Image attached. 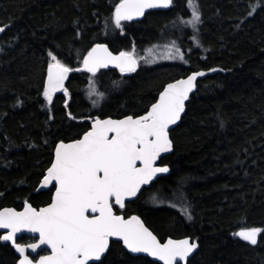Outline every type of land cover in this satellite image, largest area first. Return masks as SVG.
Wrapping results in <instances>:
<instances>
[{"label":"trees","instance_id":"obj_1","mask_svg":"<svg viewBox=\"0 0 264 264\" xmlns=\"http://www.w3.org/2000/svg\"><path fill=\"white\" fill-rule=\"evenodd\" d=\"M118 2L0 0V209L19 210L26 200L36 208L50 202L52 189L35 190L55 145L80 138L90 128L87 117L143 115L167 83L216 69L198 81L179 125L170 132L174 150L160 161L170 174L125 209L114 210L139 215L161 241H197L191 264H264V232L256 245L233 235L242 228L264 229V0H198L201 42L186 56V64L140 67L131 74L101 71L96 77L73 72L66 82L70 96H54L48 105L42 92L49 51L75 69L95 43L108 45L115 54L135 47L138 54L180 34L179 29L172 32V25L186 29L178 21L188 18L186 0H174L166 11L125 23L123 32L106 28ZM258 3L255 15L236 28L238 18ZM184 33L178 39H185L184 46L190 48ZM90 85L103 97L89 98ZM97 99L99 104L93 106ZM69 112L76 119H69ZM157 190L163 200L154 203ZM179 195L191 204V220L181 214ZM0 264H17L9 245L0 243ZM104 264L158 263L131 256L113 242Z\"/></svg>","mask_w":264,"mask_h":264},{"label":"snow or ice","instance_id":"obj_2","mask_svg":"<svg viewBox=\"0 0 264 264\" xmlns=\"http://www.w3.org/2000/svg\"><path fill=\"white\" fill-rule=\"evenodd\" d=\"M173 3L174 0H119L112 12L111 24L106 22V28L114 26L123 32L125 22L144 17L150 9H168ZM186 7L190 19L178 17V21L193 29L191 39L199 46L201 41L196 34L197 26L202 23L199 2L186 0ZM260 7L259 3L251 5L246 16L238 18L236 28L253 17ZM3 31L0 28V32ZM146 51L152 52L151 49ZM48 56L42 92L48 105L53 103L58 92L70 96L65 86L70 73L87 72L96 77L101 69L112 65L121 74H131L137 72L141 60L148 64L155 62L154 58L139 57L135 47L114 55L103 43L92 45L83 55L81 67L75 69L58 59L52 51ZM161 58L185 59L175 42L165 46ZM204 75L202 71L193 72L186 78L167 83L143 115H127L122 119L87 117L91 126L80 138L67 143L61 140L55 145L54 159L41 181L42 188L51 186L55 189L51 202L37 209L26 200L23 211L0 210V229L8 230L0 235V240L13 243L20 256L18 264H104L113 238L130 254H146L162 264H191L190 258L199 248L197 241L169 238L162 242L139 215L126 218L116 214L114 207L125 209L128 203L138 198L143 186L165 178L163 174H170L167 164L157 166V162L163 154L174 150L170 137L172 126L181 121L190 93L197 87V78ZM113 84L118 86L119 82ZM93 94L103 97V93L90 89L89 97ZM98 104L99 99L93 101V106ZM65 107H69L67 100ZM68 117L76 119L71 112ZM152 200L154 203L163 200L160 190L152 194ZM177 203L181 214L191 220V204L186 197L179 195ZM171 206L176 207V203ZM23 231L38 233V242L27 246L16 243L17 234ZM262 232L264 229L251 227L242 228L233 235L256 245ZM42 245L51 250L50 254L40 255L35 261L26 255V248L37 252Z\"/></svg>","mask_w":264,"mask_h":264},{"label":"water","instance_id":"obj_3","mask_svg":"<svg viewBox=\"0 0 264 264\" xmlns=\"http://www.w3.org/2000/svg\"><path fill=\"white\" fill-rule=\"evenodd\" d=\"M167 9H150V10H147L146 11V13L145 14H147V13H149V12H154V11H166ZM143 19V17H139V18H137L136 20H133V21H129V22H125V23H132V22H139V21H141ZM87 54V53H86ZM114 55H118L119 53H117V54H115V53H113ZM108 70H116V71H118V72H120L119 71V69H117V68H115L114 66H112V65H110L109 66V68H107V69H101L100 70V72L101 71H108ZM197 72H201V71H197ZM202 72H204L205 73V75L204 76H201V77H198L197 78V83H198V81L199 80H201V79H204L206 76H209V75H212L213 73H215V71H212V70H210V71H202ZM84 73H86V74H88V75H91V74H89V73H87V72H84ZM193 73V72H192ZM192 73H190V74H192ZM46 74H47V72H46ZM190 74H188V75H190ZM70 75V74H69ZM187 75V76H188ZM187 76H185V77H181V78H178V79H182V78H186ZM46 78V77H45ZM178 79H176V80H178ZM175 81V80H174ZM66 82H67V80L65 81V86H66ZM171 82H173V81H171ZM170 83V82H169ZM163 90V89H162ZM161 90V91H162ZM197 90V87L194 89V91L192 92V93H190V97L195 93V91ZM59 94H63V92H58V93H56L54 96H57V95H59ZM64 95V94H63ZM159 95V94H158ZM158 98V97H157ZM188 102V101H187ZM186 102V103H187ZM182 116H183V114H182ZM103 119H105V118H103ZM114 119V118H113ZM120 119H122V118H120ZM179 123H180V121L178 122V124L177 125H175V126H172V130L174 129V128H176L178 125H179ZM91 126V125H90ZM67 143V142H66ZM55 149V148H54ZM172 153V152H171ZM171 153H166V154H163V157H162V159L165 157V156H167V155H169V154H171ZM53 159H54V150H53ZM52 159V160H53ZM161 159V160H162ZM161 160H159L158 162H157V166H162V165H160V161ZM50 166H51V164H50ZM49 166V167H50ZM45 174H46V171H45ZM44 174V175H45ZM164 176H166V175H168V174H163ZM43 179V178H42ZM42 179L40 180V182H39V184H38V186H37V188H36V190H35V192L36 193H39V192H44V191H48V190H50V189H52V193L55 191V189L53 188V187H51V186H49L48 188H42L41 187V181H42ZM157 181V180H156ZM155 181V182H156ZM154 182V183H155ZM153 184V183H152ZM151 184V185H152ZM151 185H148V186H143L142 187V191H141V193L144 191V190H146V189H148ZM39 189V191H37ZM140 193V194H141ZM140 194H138V197L140 196ZM52 195V194H51ZM137 199V198H136ZM136 199H134V200H136ZM133 200V201H134ZM50 202H51V199H50ZM49 202V203H50ZM48 203V204H49ZM45 206H47V205H45ZM45 206H41V207H45ZM34 207V206H33ZM41 207H38L37 209H39V208H41ZM117 207H119V206H117ZM5 208H12V207H3V208H1L0 210H3V209H5ZM23 208H24V205H23V207L21 208V209H19V210H16V211H23ZM36 208V207H35ZM12 209H14V208H12ZM146 225V224H145ZM7 231L8 230H6V229H0V235H4V234H6L7 233ZM21 237H26V238H31V239H33V242L32 243H37L38 242V240H39V234L38 233H29V232H26V231H23V232H21V233H18L17 234V236H16V243H19L18 242V239L19 238H21ZM170 238V237H169ZM169 238H167V239H169ZM185 238H189V237H185ZM239 240H241V241H243L242 239H240L239 237H237ZM167 239H165L164 241H166ZM171 239H175V240H179V239H184V238H171ZM113 242H116V243H120L121 244V246H122V243L121 242H117L116 240H115V238H113V240H112V242L111 243H113ZM163 242V241H162ZM243 242H245V243H248V244H250L249 242H247V241H243ZM0 243L1 244H3V245H9L11 248H12V250H13V252H14V254L16 255V257H17V264H18V260L20 259V256H19V253H17L16 252V250H15V247L13 246V243L12 242H10V241H3V240H0ZM20 244H22V245H25V246H27L28 244H31V243H28V244H24V243H20ZM111 245V244H110ZM250 245H252V244H250ZM122 248H123V246H122ZM124 249V248H123ZM126 252H127V250L126 249H124ZM198 250V249H197ZM196 250V251H197ZM50 252H51V250L46 246V245H42L41 246V248L40 249H38L37 250V252H32V250L30 249V248H26V255H29V257L31 258V259H33L34 261L35 260H38L39 259V256L40 255H48V254H50ZM41 253H43V254H41ZM128 253V252H127ZM196 253V252H195ZM194 253V254H195ZM128 254H130V253H128ZM131 256H142V257H146V258H148V259H150L151 261H153V262H155V263H158V264H162V262H160V261H156L154 258H152V257H148L146 254H130ZM90 264H94V262H90ZM180 264H185V262H180Z\"/></svg>","mask_w":264,"mask_h":264},{"label":"rangeland","instance_id":"obj_4","mask_svg":"<svg viewBox=\"0 0 264 264\" xmlns=\"http://www.w3.org/2000/svg\"><path fill=\"white\" fill-rule=\"evenodd\" d=\"M190 16H191V14H190V11H189V15H188L187 19H190ZM183 26L186 28L184 30V32L187 31L188 39L192 43L190 48H189V46L188 47L184 46L185 39H184V41H183L182 38L178 39V37H182V36L185 35V33L183 31H181V27L179 25H178V27L175 26V25H172V27H171L172 32L180 30L179 31L180 34H177L176 36H172V39H166V40L158 41V42L154 43L153 45H149V46L145 47V49L142 50L141 53H138L137 55L139 57H148L149 59H153L154 58L155 62L151 63V64H148V63H145L143 60H141L140 67H152V66L161 65V64H186V62H187V57L186 56L188 54H190L193 50H196L198 47H200V44H199V46H196L194 40L191 39V37L194 34L193 29L191 27H189V26H185V25H183ZM197 29L199 31V25L197 26ZM198 31L196 33L197 35H198ZM172 42H175L176 46L180 47L181 51L184 53V57H185L184 61H181L179 59L167 60V59L161 58L163 56L164 52H165V46L166 45H171ZM149 49L152 50L151 54L148 51H146V50H149ZM91 83H93V81H91ZM90 89H95V87L93 85H90L89 88H88V93H89ZM95 93H97L96 90H95ZM95 96L98 97L96 94H93L91 97H89V95H88V97L92 98V99H94ZM164 203H166V202H164Z\"/></svg>","mask_w":264,"mask_h":264},{"label":"flooded vegetation","instance_id":"obj_5","mask_svg":"<svg viewBox=\"0 0 264 264\" xmlns=\"http://www.w3.org/2000/svg\"><path fill=\"white\" fill-rule=\"evenodd\" d=\"M116 208H118L119 210H121L119 207H117V206H115ZM115 211V210H114ZM118 215H123V214H118ZM132 215H137V214H132ZM131 216V215H130ZM126 218H127V216H125ZM29 241L28 242H26V243H24V244H28V243H32L33 241V239L31 240V238L30 239H28ZM41 254H43V253H41Z\"/></svg>","mask_w":264,"mask_h":264}]
</instances>
